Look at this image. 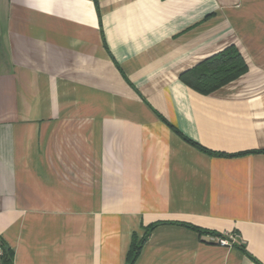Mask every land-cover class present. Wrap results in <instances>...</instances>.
Returning <instances> with one entry per match:
<instances>
[{"label":"crops","instance_id":"obj_1","mask_svg":"<svg viewBox=\"0 0 264 264\" xmlns=\"http://www.w3.org/2000/svg\"><path fill=\"white\" fill-rule=\"evenodd\" d=\"M229 45L246 73L184 81ZM154 223L135 264H264V0H0L11 264H125Z\"/></svg>","mask_w":264,"mask_h":264},{"label":"trees","instance_id":"obj_2","mask_svg":"<svg viewBox=\"0 0 264 264\" xmlns=\"http://www.w3.org/2000/svg\"><path fill=\"white\" fill-rule=\"evenodd\" d=\"M247 70V63L239 49L235 45H229L218 53L206 58L191 70L183 73L182 78L196 91L209 94L239 78ZM185 139L188 140L187 138ZM156 224L154 223L146 228V232L141 239L134 236L125 264H135L149 233ZM191 227L201 233L205 232L201 228ZM12 258L13 253L4 247V255L0 257V260H2L0 262L4 260V262L8 261L11 264Z\"/></svg>","mask_w":264,"mask_h":264},{"label":"built area","instance_id":"obj_3","mask_svg":"<svg viewBox=\"0 0 264 264\" xmlns=\"http://www.w3.org/2000/svg\"><path fill=\"white\" fill-rule=\"evenodd\" d=\"M237 235L235 233L224 232L218 236H215V241L218 245L223 247H230L236 243ZM4 255V247L0 243V257Z\"/></svg>","mask_w":264,"mask_h":264}]
</instances>
